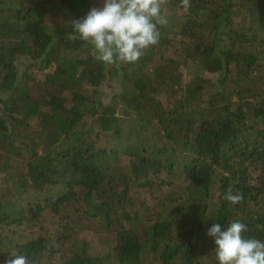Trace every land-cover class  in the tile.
Segmentation results:
<instances>
[{
  "label": "trees",
  "instance_id": "trees-1",
  "mask_svg": "<svg viewBox=\"0 0 264 264\" xmlns=\"http://www.w3.org/2000/svg\"><path fill=\"white\" fill-rule=\"evenodd\" d=\"M190 3L105 65L69 38L103 0H0V264H218L208 229L234 220L264 241V0Z\"/></svg>",
  "mask_w": 264,
  "mask_h": 264
},
{
  "label": "clouds",
  "instance_id": "clouds-1",
  "mask_svg": "<svg viewBox=\"0 0 264 264\" xmlns=\"http://www.w3.org/2000/svg\"><path fill=\"white\" fill-rule=\"evenodd\" d=\"M167 0H103L101 8L93 7L83 19L71 22L69 38L87 42L96 52L95 58L105 64L135 63L145 50L158 44V26L168 23L161 14ZM182 8L191 7L190 0H181ZM224 199L236 205L242 194L231 188ZM247 225L234 220L225 228L214 224L207 235L214 238L218 264H264V241L247 238ZM4 264H32L25 254L11 253Z\"/></svg>",
  "mask_w": 264,
  "mask_h": 264
},
{
  "label": "rangeland",
  "instance_id": "rangeland-1",
  "mask_svg": "<svg viewBox=\"0 0 264 264\" xmlns=\"http://www.w3.org/2000/svg\"><path fill=\"white\" fill-rule=\"evenodd\" d=\"M172 12L174 14L179 13L178 11L174 12L173 10L167 11V13H170V14H172ZM263 35H264V32H263ZM189 70H190V68H182V71L185 74L184 75V82L185 83L191 78L190 74L187 73ZM204 76L207 78L209 77V78L214 79L216 77V74L204 73ZM112 80L103 83V85L101 86V89H102V95L101 96L105 100H111L113 98V96L115 95L116 90H118L117 83H115L114 79H112ZM146 195H147L146 193H144V192L142 193V196H146ZM84 231L85 232H84V234H82V236L89 240V247H90L91 251L92 252H98V254L106 255L109 251L106 238H109L110 235L107 234L106 232L96 231V230H92V229H90V230L85 229ZM108 264H116L114 257L111 258V260L108 262Z\"/></svg>",
  "mask_w": 264,
  "mask_h": 264
}]
</instances>
